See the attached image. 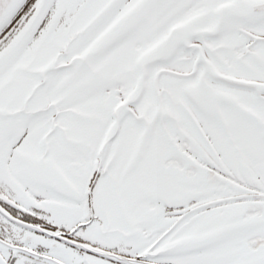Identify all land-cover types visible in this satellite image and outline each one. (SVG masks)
<instances>
[{
    "label": "snow or ice",
    "instance_id": "obj_1",
    "mask_svg": "<svg viewBox=\"0 0 264 264\" xmlns=\"http://www.w3.org/2000/svg\"><path fill=\"white\" fill-rule=\"evenodd\" d=\"M0 264H264V0H0Z\"/></svg>",
    "mask_w": 264,
    "mask_h": 264
}]
</instances>
